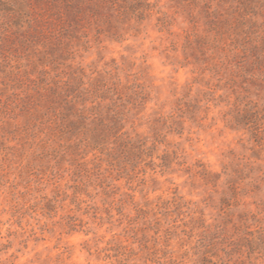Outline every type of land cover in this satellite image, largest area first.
<instances>
[{
    "label": "clouds",
    "instance_id": "9594fccd",
    "mask_svg": "<svg viewBox=\"0 0 264 264\" xmlns=\"http://www.w3.org/2000/svg\"><path fill=\"white\" fill-rule=\"evenodd\" d=\"M0 19V264H264V0H40Z\"/></svg>",
    "mask_w": 264,
    "mask_h": 264
},
{
    "label": "rangeland",
    "instance_id": "374dc122",
    "mask_svg": "<svg viewBox=\"0 0 264 264\" xmlns=\"http://www.w3.org/2000/svg\"><path fill=\"white\" fill-rule=\"evenodd\" d=\"M40 0H0V19H5L17 28L23 27L30 16L29 9Z\"/></svg>",
    "mask_w": 264,
    "mask_h": 264
}]
</instances>
